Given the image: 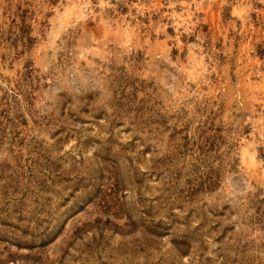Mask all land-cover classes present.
<instances>
[{"label":"rangeland","instance_id":"1","mask_svg":"<svg viewBox=\"0 0 264 264\" xmlns=\"http://www.w3.org/2000/svg\"><path fill=\"white\" fill-rule=\"evenodd\" d=\"M0 264H264V0H0Z\"/></svg>","mask_w":264,"mask_h":264},{"label":"bare ground","instance_id":"2","mask_svg":"<svg viewBox=\"0 0 264 264\" xmlns=\"http://www.w3.org/2000/svg\"><path fill=\"white\" fill-rule=\"evenodd\" d=\"M73 2V1H72ZM88 2V1H87ZM83 3V2H82ZM72 5V4H71ZM75 6V5H74Z\"/></svg>","mask_w":264,"mask_h":264}]
</instances>
